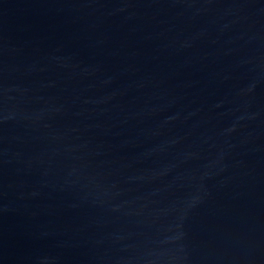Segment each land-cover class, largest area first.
I'll list each match as a JSON object with an SVG mask.
<instances>
[{"label":"water","instance_id":"water-1","mask_svg":"<svg viewBox=\"0 0 264 264\" xmlns=\"http://www.w3.org/2000/svg\"><path fill=\"white\" fill-rule=\"evenodd\" d=\"M0 264H264V0H0Z\"/></svg>","mask_w":264,"mask_h":264}]
</instances>
